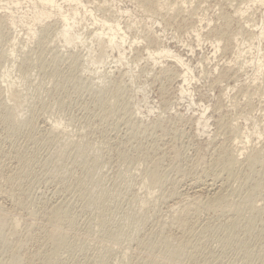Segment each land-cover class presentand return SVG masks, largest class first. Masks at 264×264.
Listing matches in <instances>:
<instances>
[{"label":"rangeland","instance_id":"rangeland-1","mask_svg":"<svg viewBox=\"0 0 264 264\" xmlns=\"http://www.w3.org/2000/svg\"><path fill=\"white\" fill-rule=\"evenodd\" d=\"M81 1L98 21L129 24L128 42L144 41L132 53L125 46L122 66L116 48L94 38L90 47L85 35L100 28L90 18L75 28L86 45L73 38L66 47L56 20L34 23L32 37V21L18 25L25 8L13 9L17 31L0 10V264H264V69L235 61L232 48L213 55L218 42H247L237 38L246 25L237 27L234 9L248 0ZM251 7L260 25L263 9ZM161 46L189 64V86L174 61L148 60L146 49ZM202 107L207 129L197 127ZM253 132L262 138L246 143ZM231 155L238 173L224 191L233 201L209 212L196 206L226 183V172L214 174ZM152 173L158 184L148 182ZM53 233L64 238L56 252Z\"/></svg>","mask_w":264,"mask_h":264},{"label":"bare ground","instance_id":"bare-ground-1","mask_svg":"<svg viewBox=\"0 0 264 264\" xmlns=\"http://www.w3.org/2000/svg\"><path fill=\"white\" fill-rule=\"evenodd\" d=\"M247 2H248V5H246L245 8L243 7L244 9L243 8L240 9L239 7L238 8L236 7L234 9V18L236 17L235 22L238 25L237 27L242 28L243 25H246V26H243L242 30L237 34V36H239L237 38H240V35L244 38L248 37V38H246L247 42H244L245 41L244 39H243L244 41L239 39V40H241V42H239L236 39V37L229 39L228 40L229 43H227L225 46H223L224 43L222 45V42H218L213 47L214 48V54L213 55H215L218 51L223 52V51H226V50H229L230 48H232V51L234 52V53L232 52L234 54L233 58L235 57L234 58L235 61H237L239 58H242L244 65L250 63V65L252 66V69H254V66L255 67L257 66L259 69L260 68L264 69V49L260 48V45L264 42V0H248ZM0 3H2V1H0ZM10 3L11 4L6 3L5 4L6 7H0V10L1 11H7L8 18H9L8 20L10 21V25H12V28L16 29V31L18 29V27H16V23H15V21L17 19L16 13H18V11H22L23 8H25V10L28 12L25 11L24 13H22V15H18V21H20V23H18V25H22V27H24V25H26V23H22V21H26V20L32 21V23H30V25H26V27H28V33H30V35H32V37L36 36V35H34V33H36V27H34V23H40V25H42V23H44V22H47V21L51 22V21L56 20L54 25L59 26L60 31H59L58 35H60V37H62V41H64V45H66V47L67 46L70 47V45H72L73 38H75V40L78 41V43H80V45H82V46L86 45V37L89 38L88 43H90V47H94V43H92V41H90L93 38L96 39L99 43L104 41V44L106 47H108V49H112V51H114V48H116V51H118L119 57H118L117 61H116V59L114 60V61H116V63L115 62L114 63L118 64L120 66H122L121 61H126V56H125V53H126L125 48L126 47L125 46L127 45L128 49L132 53L133 45L135 43L140 44V41H142V39L141 40L138 39V41H136V39H134V41L128 42L129 38L127 36V32H128V30L130 31V27H131V26H128L129 24L127 26L126 25L122 26L119 22V19L118 20L116 19V21H114V23H107L106 21H104V19L98 21L97 19H94V15H93L94 12L92 11V9H88L84 5V3H82L81 0H22V3L26 4L25 7L22 6V3H20L19 0H13V1H10ZM251 6H257L259 9H263L261 15L259 14L261 16L260 17L261 18L260 19V25L259 24L256 25V23L254 24L253 22H255V20L254 21L250 20L251 17L248 14V11H250V9H252ZM14 8H16V9L20 8V9H18V11H16V13H14V11H13ZM80 10L82 11L83 15H82ZM118 13L120 15L127 16L129 11L126 9H124V11H121L120 9H118ZM78 18H81L80 21H77ZM86 18L92 19L91 27L98 25L100 28L95 29L93 32H91L89 34H86L85 35L86 37H85L84 35H80V33H82L81 31H80V33H76L75 28L78 29V27L80 26V23L82 21H84ZM134 25H136V24H134ZM16 31H14V33H15L14 35H16ZM19 31H20V29H19ZM84 31L88 32V28L85 27ZM20 33H22V31H20ZM20 33H18V37H20ZM192 34H194V36L197 39L201 37L200 31L198 29H195ZM58 35H56V37H58ZM24 36H26L27 39H30V37H28V35H24ZM18 37H16V39H18ZM16 39H12V43H16ZM221 40L224 41L225 38H221ZM142 42H144V41H142ZM225 42H227V40ZM254 42L257 43L256 47H254V44H253ZM74 45H76V43H74ZM15 46L16 45H12V47H10V56L14 55V47ZM253 50L255 52H257L256 57L254 55H251ZM86 51H90V49H86ZM254 51H253V53H254ZM190 52H193V49ZM94 53H96V51H92V55H94ZM146 53H147L146 57L148 58V60L152 61L154 64H157V63L162 64L163 60H166V58L174 61L175 64H177L182 69V71H184L182 78H181L182 83L186 84L187 86H189L191 84L190 82L193 80V77L189 76V73L190 74L192 73L189 64L186 63L185 60L179 54L171 51L168 46L167 47H163V46L158 47L155 51H150V50L146 49ZM88 55H90V53H88ZM88 55H86V57H88ZM245 55L246 56L250 55V57H251V59H249L250 62H248V59H244ZM108 59H110V57H108ZM108 59H106V61H108ZM90 61H92V59H90ZM96 64L97 63H95L94 67H96ZM90 65H92V63H90ZM98 67H102V63H100V65H98ZM126 67H129V63H128V65H126ZM135 67H136V63H135ZM96 70L98 71L99 69H96ZM258 73H260V71H258ZM4 79H6V81ZM4 79H2L3 80L2 83L5 84V89L12 90L13 84L11 81H8L9 76L8 75L5 76ZM254 81H256V79H254ZM10 92H11L12 98L15 99L18 97L17 91H10ZM184 95L186 98H188L190 100V102H189L190 104L187 103L188 104L187 108H189L190 105L194 106V97H192V94L190 95V90L188 89V91H186V89H184V87L181 86V88H180L181 99H182V97H184ZM188 95H190V97H188ZM202 108H203V111H202V113H200V118L198 119L197 127H201V129H207L209 127V126H207V124H208L207 122L209 121V118L207 119V117L205 115H206V112L208 110V107H206V108L202 107ZM151 111H152V109H150V112ZM254 134L256 135L258 133L257 132H253V134L248 133V135L246 136V139H244V141H246V143H249V141H250L249 138ZM258 137H260V133L258 134ZM260 138H262V137H260ZM234 143H236V141H234ZM239 144H241V143H239ZM236 151H238V150H236ZM238 152H240V151H238ZM236 154H238V153L236 152ZM234 155H231V158L228 159L225 164L220 166V168L219 167H218V169L216 168L217 171L214 174V176H216V178H218L222 171L224 173L226 172L228 174V177H224V178H226V180L228 178V180L225 181L226 183L221 184L220 187H218L216 190H211L213 192L210 194V196H208V197L206 196L207 199L204 201V205L202 203L203 200L201 201L203 206H201L200 202L198 203L199 205L195 204L196 206H198L200 208L202 207V209H206L209 212V210L214 211L216 209L221 208L225 204H229L230 201L231 202L233 201V200H229L231 198L230 195L232 194V192H230L229 189L227 191L226 190L224 191V189L226 187V184L229 185V183H230L229 181H231V179H232L230 176L236 175L234 173H236L237 171L234 168H235V164H237V162H238V158H239L238 156L242 157V153H239L238 156L237 155L234 156ZM233 170H235L234 173H233ZM227 174H226V176H227ZM221 176H222V174H221ZM221 176H220V178H221ZM209 177H210V175H209ZM212 177H210V178H212ZM216 178H214L212 180L214 182V184H215V180L218 181ZM222 180H224V179H222ZM196 181H194V182H196ZM148 182L150 184H158L159 181L157 179V175L155 173H152L151 175H149L148 176ZM198 182H199V180H198ZM213 182H211V183H213ZM216 183H221V182H216ZM211 186H213V185H211ZM213 187H210V189H212ZM197 188H198V185H197ZM230 188H232V187H230ZM234 191L235 190H233V192ZM208 192H209V190H208ZM236 192H237V190H236ZM166 198L168 199V197H166ZM166 198H164V199H166ZM169 199H171V198H169ZM194 199L196 200L197 198L194 197L193 200ZM245 199H246L245 200L246 202H249L253 199V195L247 194L245 196ZM195 200H194V203H197L198 201L195 202ZM228 201H229V203H228ZM164 202H166V201H164ZM60 207L61 206L57 207V205H56V207L54 206V208H52L50 210V212L48 213L49 221L53 224H58L61 220L62 210ZM183 215L187 219L190 218V216L188 214H186L185 212L183 213ZM191 217H193V216H191ZM177 227L182 228L183 224L181 222H179L177 224ZM1 228H2V223H0V230H1ZM63 240H64V238H63L62 234H60V233H53L52 234L51 242H52V245L54 247L55 252H56V250H59L61 248V246L64 243Z\"/></svg>","mask_w":264,"mask_h":264}]
</instances>
